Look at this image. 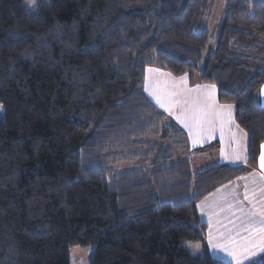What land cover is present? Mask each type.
I'll return each mask as SVG.
<instances>
[{
    "label": "trees",
    "instance_id": "trees-1",
    "mask_svg": "<svg viewBox=\"0 0 264 264\" xmlns=\"http://www.w3.org/2000/svg\"><path fill=\"white\" fill-rule=\"evenodd\" d=\"M215 1L0 0V264H70L75 245L90 264H232L181 245L204 240L198 200L264 141V0H225L212 25ZM149 66L216 87L245 165L174 155Z\"/></svg>",
    "mask_w": 264,
    "mask_h": 264
},
{
    "label": "crops",
    "instance_id": "crops-1",
    "mask_svg": "<svg viewBox=\"0 0 264 264\" xmlns=\"http://www.w3.org/2000/svg\"><path fill=\"white\" fill-rule=\"evenodd\" d=\"M192 86L195 87V90L189 88L184 96L180 98L183 100L184 106L180 109L184 116L178 119L170 118L179 126V130L182 132L178 136V139L182 142L181 145L176 143L173 146L174 150L171 146L174 155L177 157L187 154L192 171L195 168L193 172L199 171L198 168H201V166H205L203 169H206V167L218 164L245 165L247 138L245 132L237 127L234 122L233 109L230 110V119L229 111L224 110L211 126L204 123L200 128H197L194 125L196 116L202 111L207 112L210 108L225 104L219 103L216 87L211 89L206 87L213 85L195 82ZM259 95V99L264 105V83ZM217 111H219L218 108ZM226 115L228 116L227 121H225ZM185 123L192 126L185 127ZM208 135V141L203 146L204 148L209 147L208 150H205L202 154H197L195 156L197 158H193V160L192 155L187 153L188 148L194 151L200 149L196 147L201 146L203 144L201 142H205L203 140ZM194 142L198 144H193ZM262 145H264V141L261 144L255 166L246 167L245 171L239 176L216 187L198 200L196 204L198 216L202 222L206 223L207 228L204 240L198 241L201 242L200 245L199 243H193L195 245L193 248L191 246L186 247L191 254L201 256L207 251L209 254L232 264H236L238 261L239 264H243L264 254V249L258 247L261 242L259 232L249 233L240 227L243 215L240 208H243L245 213L258 212L260 208H264V169L260 167V156L264 152ZM197 165L200 167H196ZM246 192L248 199H245ZM256 227L259 229L260 225ZM210 233L211 241L209 240ZM249 237L251 243L248 244V248L251 251H245L241 247V242L247 241ZM198 247L199 251H197ZM233 252L244 254L236 256L233 255Z\"/></svg>",
    "mask_w": 264,
    "mask_h": 264
},
{
    "label": "rangeland",
    "instance_id": "rangeland-1",
    "mask_svg": "<svg viewBox=\"0 0 264 264\" xmlns=\"http://www.w3.org/2000/svg\"><path fill=\"white\" fill-rule=\"evenodd\" d=\"M224 2L225 0L215 1L214 3L215 6L213 7L214 11H213V15L211 18L212 25H214L217 22V20L220 18ZM23 4H24L25 9L28 12L34 13L36 11L35 0H23ZM209 29L211 30L212 27ZM259 51L260 53L263 52L262 55L264 54V42H263V48L262 49L259 48L258 52ZM195 82H198L196 78H194L192 82H190V79L187 75H173L169 73L167 70L156 68L154 66H149L147 67L146 75L144 77V91L146 95L154 103L158 105L159 108H162V110L165 111L168 117L167 119H170L171 117H173V119H178L181 116H184L183 112L180 109V107L184 106L183 100H181L180 98L184 96L186 90H188L189 88H192V90H195L194 89L195 87L192 86L193 83ZM177 101H179V103H177ZM161 104H163L164 106L162 107ZM2 115H3V107L0 104V118L2 117ZM227 117L228 116L226 115L225 121H227ZM169 123H170V120H169ZM174 134H177V133H174ZM207 138H209V135L203 140L205 142H201L203 143L201 146L196 147L200 149H196V151H194L193 149L188 148L187 153L189 155H192V159L197 158L195 157L197 156V154H202L205 150H208L209 147L207 148L203 147L206 141H208ZM177 142H178V139L176 138H171V137L166 138V143L168 145H171L172 147L175 146ZM193 144H198V143L194 142ZM173 150H174V147H173ZM196 167H200V166L197 165ZM203 168H205V166H201V168H198V169L200 170ZM193 169H194L193 171H195V168ZM193 243L194 244L199 243L200 245L201 242L185 240L181 243V245L185 248L190 247V246L193 248L195 246ZM191 251H194V250H191ZM197 251H199V247L197 248ZM92 253H93L92 245L72 246L69 249L70 264H90Z\"/></svg>",
    "mask_w": 264,
    "mask_h": 264
},
{
    "label": "snow or ice",
    "instance_id": "snow-or-ice-1",
    "mask_svg": "<svg viewBox=\"0 0 264 264\" xmlns=\"http://www.w3.org/2000/svg\"><path fill=\"white\" fill-rule=\"evenodd\" d=\"M206 87L211 89L214 86H206ZM177 103H179V101H177ZM161 106L163 107L164 105L161 104ZM232 107L233 106L230 104L218 105L216 107L210 108L207 112L202 111L198 116L194 118V125L197 128H200L204 123H207L209 126H211L214 123L215 119L219 117L224 110L229 111V119H230L231 118L230 110L232 109ZM217 108L219 109V111H217ZM191 126L192 125L185 123V127H191ZM262 148H264V145H262ZM260 167L264 169V152H262L260 156ZM245 199H248L247 192L245 193ZM240 211L243 214L241 218L240 227L249 233L254 232V231L259 232L261 236V242H260V245H258V247L264 249V208H260L258 212L252 211V212L245 213L243 208H240ZM257 225H260L259 229H257L256 227ZM211 238L212 237L210 233L209 234L210 241H211ZM250 243H251V238L249 237L247 241L241 242V247L244 248L245 251H251V249L248 248V244ZM241 254H244V253L233 252V255H236V256L241 255ZM237 264H239V261L237 262Z\"/></svg>",
    "mask_w": 264,
    "mask_h": 264
}]
</instances>
